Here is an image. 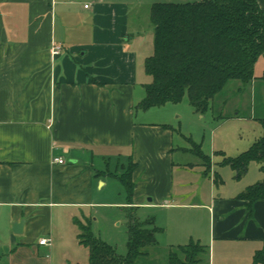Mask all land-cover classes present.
Returning <instances> with one entry per match:
<instances>
[{"label": "crops", "instance_id": "obj_1", "mask_svg": "<svg viewBox=\"0 0 264 264\" xmlns=\"http://www.w3.org/2000/svg\"><path fill=\"white\" fill-rule=\"evenodd\" d=\"M258 4L264 12V0ZM140 6L137 0H0V264H75L71 252L83 247L76 221L92 219L96 208L130 206L145 213L203 211L209 264H253L264 251V201L250 215L247 201L236 199L251 185L240 181L248 173L236 180L229 167L237 181L231 191L216 189L213 174L211 184L202 176L186 184L188 169L203 165L186 162L192 152L176 140L172 121L157 118L170 104L136 109L150 80L138 39L143 30L132 16ZM55 45L62 50L53 56ZM250 86L262 101L260 118L254 110L221 120L260 126L258 136L238 144L239 154L263 135L264 81ZM130 162L132 205L104 201L118 182L111 174ZM44 238L51 244L40 245Z\"/></svg>", "mask_w": 264, "mask_h": 264}, {"label": "trees", "instance_id": "obj_2", "mask_svg": "<svg viewBox=\"0 0 264 264\" xmlns=\"http://www.w3.org/2000/svg\"><path fill=\"white\" fill-rule=\"evenodd\" d=\"M150 23L154 33L152 53L144 61V73L150 81L144 85L145 97L136 109L150 110L167 104H178L188 97L197 113H204L231 81L248 84L256 78L255 66L264 58V12L258 0H201L193 3H155L150 7ZM263 135L236 157L220 151V165L230 167L236 180L242 179L255 162L264 167V119L259 120ZM168 127V126H167ZM191 141V140H190ZM198 158L209 160L193 143ZM136 165H127L120 175L111 174L126 191L128 205L134 196L133 173ZM214 182H222L215 172ZM247 201L253 214L254 205L264 201V181L248 186L236 197ZM127 253L118 254L116 247L97 237L91 220H79V244L88 249L87 264H143L157 248V235L162 229L154 219L141 221L135 207H127ZM181 253L184 258H181ZM208 247L190 241L187 245L170 246L168 264H209ZM264 262L259 251L253 264ZM82 264V263H75Z\"/></svg>", "mask_w": 264, "mask_h": 264}, {"label": "rangeland", "instance_id": "obj_3", "mask_svg": "<svg viewBox=\"0 0 264 264\" xmlns=\"http://www.w3.org/2000/svg\"><path fill=\"white\" fill-rule=\"evenodd\" d=\"M137 1L141 3V6L132 11V16L140 20L143 32L142 36L138 38L142 39L139 45L145 56H149L153 51L154 43V33L151 32V23L149 21L150 7L155 3L185 4L201 0ZM263 74L264 58H260L255 66V76L261 77ZM252 82L248 84H243L240 81L229 82L224 91L215 98L210 108L204 113H197L190 105L187 96L178 104H170L164 108L158 107L160 109L159 111L165 109L166 113L163 115L157 114V118L160 116V119L163 117L168 122L172 121L168 124L176 130V140L180 142V146L197 151L193 145L194 143L200 147L203 154L210 157L209 160H203L198 158L194 153L184 155L187 159L186 162H190L193 165H203L201 167L193 166L188 169L184 176L186 184H195L200 176L204 177L208 184H211L212 180H210L209 176H212V174L214 176L213 172H217L221 176L223 183L218 182L215 185L216 189L224 186V188L231 191L235 186V182L237 181L233 180V171L227 166L222 167L220 165L222 157L215 153L222 151L227 156L236 157L239 155V152L243 151L238 144H246L252 140L253 136L259 134L260 126L257 124L247 125V123L230 121L221 125V120L225 119V117L226 120L228 118H234L237 112L240 118H242V116H250L251 113L254 114L253 111L255 110L256 115L260 118L262 114V101L258 99L259 95L255 99L252 85L250 86ZM252 99H255L256 103H252ZM152 120H155V118L152 117ZM237 150L241 151L238 152ZM256 165L259 164L255 162L250 164L248 174L240 180L243 181L242 183L247 181L250 182L248 185H253L264 179V170H261ZM114 183V188L111 189V193L105 194L104 201L126 202V191L124 187L119 182L115 181ZM95 210L96 215L90 219L92 222V231L101 240L116 247L118 254L125 255L127 253L126 245L128 241L126 217L128 209L121 207L114 210L109 208H96ZM136 215L141 221H147L149 218L154 219L155 225L163 230L156 236L158 241L157 248L149 249L151 256L148 259H143V264H168L170 246L187 245L190 241L200 242L202 245L207 243L209 219L203 211L155 210L154 212L145 213L139 210L136 211ZM80 222L84 225L86 224L85 220ZM178 254L181 258H184L181 253ZM70 256V260L73 263L79 262L87 264L89 262L87 248L75 247Z\"/></svg>", "mask_w": 264, "mask_h": 264}, {"label": "built area", "instance_id": "obj_4", "mask_svg": "<svg viewBox=\"0 0 264 264\" xmlns=\"http://www.w3.org/2000/svg\"><path fill=\"white\" fill-rule=\"evenodd\" d=\"M88 6H86V8H87ZM61 50H62V47L61 46H59V45H55L54 47H53V50H52V55L53 56H56V55H58L60 52H61ZM56 162L57 163H59V164H63L64 163V160L63 159H56ZM39 244L40 245H42V246H46V245H49V244H51V239H41L40 241H39Z\"/></svg>", "mask_w": 264, "mask_h": 264}, {"label": "water", "instance_id": "obj_5", "mask_svg": "<svg viewBox=\"0 0 264 264\" xmlns=\"http://www.w3.org/2000/svg\"><path fill=\"white\" fill-rule=\"evenodd\" d=\"M23 224H24L23 221H22L21 223L15 224V225H14V232H15V233L20 232V230L22 229Z\"/></svg>", "mask_w": 264, "mask_h": 264}]
</instances>
